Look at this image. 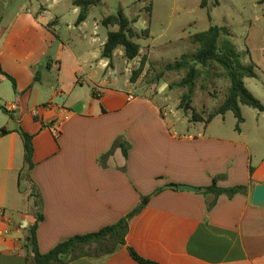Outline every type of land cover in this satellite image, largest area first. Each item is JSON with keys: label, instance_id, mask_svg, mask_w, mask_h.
I'll list each match as a JSON object with an SVG mask.
<instances>
[{"label": "crops", "instance_id": "1", "mask_svg": "<svg viewBox=\"0 0 264 264\" xmlns=\"http://www.w3.org/2000/svg\"><path fill=\"white\" fill-rule=\"evenodd\" d=\"M32 1L26 8L20 0H0V64L17 83L16 92L7 90L10 81L0 73V104L8 112L0 110V130L10 132L0 135V264L33 261L27 247L36 220L33 185L43 203L44 220L37 229L41 253L73 236L98 232L142 207L129 222L125 244L93 243L66 264H139L130 248L160 264H264V205L252 204L255 187L264 184V112L254 109L258 113L252 123L244 115L239 131L237 122L225 126L226 115L208 124L185 115L193 124L178 131L183 123L179 110L152 95H139L128 79L127 89L98 81L97 70L106 76L109 64L101 57L107 36L97 22L89 27L92 10L76 25L74 0L75 21L52 13L60 0L49 6ZM64 27L79 37L66 41L60 33ZM46 60L48 73L72 65L66 77L59 76V87L42 75ZM110 75L119 82L116 70ZM87 81L94 88L88 97L82 92ZM37 84L50 94L39 101L41 108L32 109ZM253 94L264 105V97ZM78 104L81 113L73 110ZM10 105L18 109L10 111ZM36 109L39 116L33 114ZM218 119L222 122L215 124ZM19 128L33 136L32 184L19 182L24 165ZM119 137L131 146L128 158L120 147L113 148ZM215 179L220 188L243 185L247 191L233 197L205 192ZM179 185L201 191L180 190Z\"/></svg>", "mask_w": 264, "mask_h": 264}, {"label": "rangeland", "instance_id": "2", "mask_svg": "<svg viewBox=\"0 0 264 264\" xmlns=\"http://www.w3.org/2000/svg\"><path fill=\"white\" fill-rule=\"evenodd\" d=\"M29 1L20 0V4L28 8ZM261 1L219 0L217 5L215 0H208L207 6L203 8L201 6L203 0H101L91 11L89 19L91 29L97 22L100 33L106 37L108 29L102 24L103 18L117 15L122 11L130 21L137 20L132 24L134 30L142 34L149 29V33L135 39L141 47L139 58L129 61L125 57L124 49L118 48L115 51L112 65L107 68L106 76L103 69L97 70L98 81L106 80L108 83L103 84L105 86L127 89L125 80L128 79L130 83L136 84V88L132 86V90L139 95L148 94L157 97L158 101L178 111L181 97L187 89L176 84L184 78L186 71H168L166 66L180 61L184 55L191 56L197 51L198 45L193 42V35L207 31L211 26H219L227 29V34H224L223 39H228L232 43L234 49L240 54L242 63L255 66L259 78L245 79L247 88L256 95L264 97V4H261ZM32 2L46 3L49 6L53 0H33ZM59 2L60 5L51 10L52 13H62L65 15L63 16L64 21H75L77 16L73 14L71 0H60ZM12 7L13 4L10 5V8ZM55 28L57 29V26ZM60 33L66 41L79 37V33L68 32L66 27ZM143 61L144 64H142ZM48 64L49 61L46 60L42 75L46 76L47 80L55 81L59 87L60 77H66L72 65L69 63V69L62 70L61 73L58 69L48 73ZM92 66L96 68L97 62H93ZM113 70H116L118 83H115L114 76L110 75ZM222 73V68L214 65L195 83L192 106L204 118L215 111L226 98L230 83L221 75ZM5 88L11 92L13 90L10 82L6 83ZM85 88L82 92L88 97V93L91 95L94 90L93 85L87 81ZM46 89L41 84L36 85L30 105L32 109L41 108L38 106L39 101L47 99L50 94ZM60 100L57 98L55 102L59 103ZM0 102L3 103V100ZM242 113L248 123H252L253 117L258 112L248 106H243ZM43 114L47 118L51 112L47 110ZM177 116L183 120V123L177 126L178 131L193 124L189 123L190 117L188 120L183 111L179 110ZM225 117V126L234 127L237 122L234 114L228 112ZM221 120L218 119L215 124L222 122ZM213 129H221V126L215 125Z\"/></svg>", "mask_w": 264, "mask_h": 264}, {"label": "trees", "instance_id": "3", "mask_svg": "<svg viewBox=\"0 0 264 264\" xmlns=\"http://www.w3.org/2000/svg\"><path fill=\"white\" fill-rule=\"evenodd\" d=\"M101 0H74L73 5L79 8V15L76 21V25L84 23L90 14L93 7L97 6ZM216 4H219V0H215ZM208 0H203L202 7L207 6ZM264 4V0L260 2ZM150 7L148 11L150 12ZM137 20L130 21L123 12H119L117 15H109L102 20V24L110 29L107 34V40L103 45L101 57L108 60V66L112 65L115 51L122 47L125 52V57L129 61H134L140 56V44L135 39L142 35H148L149 29H146L142 34H139L132 24ZM224 34H227V29L219 26H211L207 31L197 33L193 35L192 40L198 45L197 51L191 56L184 55L180 61L173 64H168L166 69L168 71H186L184 78L177 83L179 87L187 89L180 100L178 110L183 111L186 116H190L191 122H203L210 123L216 116H224L228 112H232L237 120L236 130H240V125L244 121L241 106L245 105L259 112H264L263 103L247 88L245 79H255L258 74L253 64H244L240 59V54L234 49L232 43L228 39H223ZM144 64V61L142 62ZM214 65L222 68L224 76L230 83L226 98L224 102L215 109L207 118L197 113L192 106L194 86L195 83L201 78V76L208 72V69ZM143 67V66H142ZM0 73L7 77L11 82L13 90L17 91L16 80L7 74L1 64ZM39 78V74H36L35 81ZM135 82V80H132ZM94 92V91H93ZM95 96V94H93ZM0 110L8 113L5 106L0 104ZM24 144V165L19 173L20 184L24 181L33 183L31 173L35 167L33 160L34 145L33 136L25 131L23 128L16 130ZM10 133L6 129L0 130V135H7ZM120 147L124 153L125 158H128L130 151V144L123 137H119L113 148ZM113 151V150H112ZM109 155L107 153L103 157ZM253 172V168H251ZM169 187L176 188V185H169ZM33 192L31 197L34 199L33 206L36 210V220L34 225L28 230V243L27 247L33 253V261L28 264H66L73 260L77 255L76 252L83 249L85 246H90L93 243L101 242H117L125 244L126 236L129 229V222L142 207L135 208L127 216L119 220L117 223L104 227L98 232L89 233L85 235H76L69 239H66L57 244L52 250L47 253H41L37 242V229L40 223L44 220L43 215V203L41 195L33 185ZM207 193H212L216 196L226 194L229 197H233L238 193H245L247 186H236L232 188H220L217 186V180L214 183L204 189ZM215 202L210 203L209 208L214 206ZM132 258L139 264H160L151 260L142 258L132 248L129 249Z\"/></svg>", "mask_w": 264, "mask_h": 264}, {"label": "water", "instance_id": "4", "mask_svg": "<svg viewBox=\"0 0 264 264\" xmlns=\"http://www.w3.org/2000/svg\"><path fill=\"white\" fill-rule=\"evenodd\" d=\"M73 110L77 113L82 112V104H78L77 106L73 107ZM178 188L180 190H187L192 192H199L201 191L200 188L188 186V185H179ZM252 204L254 206L261 207L264 205V184L257 185L254 190Z\"/></svg>", "mask_w": 264, "mask_h": 264}, {"label": "built area", "instance_id": "5", "mask_svg": "<svg viewBox=\"0 0 264 264\" xmlns=\"http://www.w3.org/2000/svg\"><path fill=\"white\" fill-rule=\"evenodd\" d=\"M48 107H51V106H48ZM46 108V107H45ZM18 108H17V106L16 105H10V107H9V110L10 111H16ZM33 114L35 115V116H39L40 115V109H36V110H33Z\"/></svg>", "mask_w": 264, "mask_h": 264}]
</instances>
